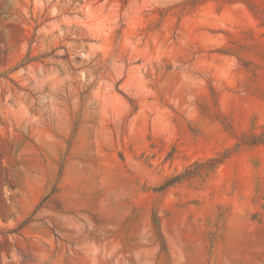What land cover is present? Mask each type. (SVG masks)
Here are the masks:
<instances>
[{
    "label": "rangeland",
    "instance_id": "rangeland-1",
    "mask_svg": "<svg viewBox=\"0 0 264 264\" xmlns=\"http://www.w3.org/2000/svg\"><path fill=\"white\" fill-rule=\"evenodd\" d=\"M0 264H264V0H0Z\"/></svg>",
    "mask_w": 264,
    "mask_h": 264
},
{
    "label": "trees",
    "instance_id": "trees-1",
    "mask_svg": "<svg viewBox=\"0 0 264 264\" xmlns=\"http://www.w3.org/2000/svg\"><path fill=\"white\" fill-rule=\"evenodd\" d=\"M223 160L224 159H220V160L219 159H211L208 161V163H209V165L214 164V167H216V166L220 165L223 162ZM185 176H187V175L184 174V175L178 176V177L174 178L171 182L178 183L182 180L181 177H185Z\"/></svg>",
    "mask_w": 264,
    "mask_h": 264
}]
</instances>
